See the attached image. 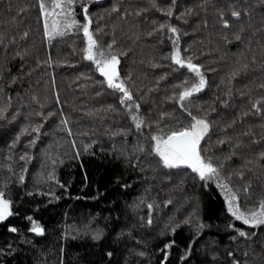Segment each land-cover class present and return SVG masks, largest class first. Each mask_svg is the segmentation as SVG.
Listing matches in <instances>:
<instances>
[{"label": "trees", "instance_id": "trees-1", "mask_svg": "<svg viewBox=\"0 0 264 264\" xmlns=\"http://www.w3.org/2000/svg\"><path fill=\"white\" fill-rule=\"evenodd\" d=\"M44 3L49 9L53 2ZM39 4L0 0V191L13 212L0 222V264H165L161 250L173 241L166 264H264V226L237 221L217 184L187 167L165 168L151 153V137L191 123L189 111L206 116L211 130L202 154L222 165L220 176L240 208L258 210L264 199V3L76 0L74 18L86 22L87 4L100 49L118 56L131 111L85 59L82 29L73 26L49 41ZM232 10L241 16L232 17ZM168 26L178 30L182 59L192 57L207 80L184 108L179 93L198 78L171 60L176 37ZM133 114L143 119L140 128ZM39 125L36 139L32 129ZM28 217L43 235L30 231Z\"/></svg>", "mask_w": 264, "mask_h": 264}, {"label": "snow or ice", "instance_id": "snow-or-ice-1", "mask_svg": "<svg viewBox=\"0 0 264 264\" xmlns=\"http://www.w3.org/2000/svg\"><path fill=\"white\" fill-rule=\"evenodd\" d=\"M76 0H53L52 9H60V13L49 12L44 0H40V10L45 16V35L51 41L55 37L64 36L66 33L61 29L60 22L57 20H53L51 26L48 24L47 17L50 15H61L64 21L65 28H72L75 26L78 30L83 31L84 37H86V48L84 49L85 59L88 61H92L95 63L96 70L105 78V83L108 88L119 91L122 93V98L120 103L126 104L129 101L133 100V95L129 88L126 87L125 82L120 79L118 65L119 59L118 56L112 54L111 52L105 53L102 49H100L96 39L94 38L93 32L90 31V25L92 23L91 17L88 16V5L83 4L82 10L84 13L85 23L80 24L74 18L73 5ZM173 4H175L176 0H172ZM261 3H264V0H261ZM155 6V5H154ZM113 11H117V9L113 8ZM241 11L232 10L230 15L235 18H239L241 16ZM166 15L172 16L173 12L168 10ZM222 21L223 27L229 28L230 24L227 19L224 18V13H219ZM166 26L160 25L159 31H162ZM168 31L175 34V40H173L174 50L171 54V60L180 67H186L191 73H193L197 78V83L192 84L191 87H185L183 91L179 93V101L181 108H184V101L189 100L195 94L204 90L207 86V80L202 71V66L192 62V57H188L187 61L182 59L181 51L179 48V33L175 27L168 26ZM151 34V33H150ZM27 36V33H25ZM236 39L239 40L240 36L237 35ZM115 41H113V44ZM113 44L108 45V49H112ZM187 51V49H185ZM264 87V85H261ZM58 102V101H57ZM139 104L135 105V109L138 112ZM128 108L131 111L132 105L128 104ZM253 108L257 111L260 110V102L257 101L253 104ZM4 109H0V117H2ZM187 111V109H185ZM42 115V114H38ZM52 115V113H49ZM188 115L191 117V123L186 126H182L175 129H170L166 134L162 135H154L151 137L153 144L151 146V153L159 158L160 163L165 168H181L187 167L190 168L193 173H196L200 180L205 181L212 178H220V167L222 165L217 166L214 165L211 157H206L202 153L205 151L201 147V141L208 136L211 130V124L207 117L198 118L197 116H193L189 111ZM15 118V117H13ZM132 120L135 122V126L140 128L144 123L143 119L136 114L131 116ZM62 123L67 124V120L62 121ZM42 125H39L32 129V132L36 133V139H39L40 128ZM28 132V129H24L21 134ZM30 134V133H29ZM19 136H17L16 140L19 141ZM36 139L31 141V144L34 145L36 143ZM220 143H224V141H220ZM140 151H144V148L141 146ZM27 156H21L20 159L24 160ZM261 157L264 158V153H261ZM21 181H23V176H21ZM221 188L227 190L226 201H227V211L237 220L241 221L244 225L249 226L250 228H258L264 226V199L261 200L259 204L258 210L244 212L241 211L239 206V196L236 192L232 191V189L227 184H219ZM248 187L246 186L243 191L247 193ZM170 203V201H169ZM148 208L151 209L152 205H148ZM12 201L10 199L5 198V193L0 191V222L5 221L8 217L12 216ZM28 220L31 222L32 226L30 231L32 233L43 235L44 229L40 226L38 222L32 219V217H28ZM148 223L151 224V218L149 217ZM184 223H189V221H185ZM178 227V226H177ZM205 225L200 224L198 226V233L200 229H203ZM11 232H16L17 229L12 227L9 229ZM175 231V229H173ZM240 237L250 238L249 233L243 230H236ZM256 233H251V236H255ZM94 239L99 240L101 238V234L98 232L94 237ZM233 240L236 237H232ZM174 245V241L172 243L166 244L164 249H162V253L164 255V261L168 259L166 254V250L172 248ZM191 253V245H189L188 252L185 256L181 257V259L186 260L187 256ZM108 256H111L112 253H108ZM143 255V253H141ZM233 253L229 252L228 256H232ZM248 254L245 253V256ZM234 264H239V261H235Z\"/></svg>", "mask_w": 264, "mask_h": 264}, {"label": "rangeland", "instance_id": "rangeland-1", "mask_svg": "<svg viewBox=\"0 0 264 264\" xmlns=\"http://www.w3.org/2000/svg\"><path fill=\"white\" fill-rule=\"evenodd\" d=\"M52 2H53V0H52ZM48 11L49 12H53V11H55V13H60V9H55V10H53L52 9V7L51 8H49L48 9ZM43 16H44V14H43ZM44 20H45V16H44ZM47 20H48V24H49V26H51V24H52V22H53V20H57V21H59L60 22V26H61V29L63 30V31H65V33H67V32H69V30H71V29H69V28H65L63 25H64V21H63V17L61 16V15H50V16H48L47 17ZM128 103V102H127ZM129 104V103H128ZM207 182H213V183H215V184H217V185H219V184H226L225 182H224V179L220 176V178L219 179H217V178H212V179H209V180H206ZM220 189H221V191H222V193H223V195H224V197H225V199H226V195H227V190L226 189H224V188H221L220 187ZM227 202V201H226ZM241 209V208H240ZM241 211H243L242 209H241ZM245 212V211H244ZM248 212H250V211H248ZM245 231V230H244ZM245 232H247L248 233V231L246 230Z\"/></svg>", "mask_w": 264, "mask_h": 264}, {"label": "water", "instance_id": "water-1", "mask_svg": "<svg viewBox=\"0 0 264 264\" xmlns=\"http://www.w3.org/2000/svg\"><path fill=\"white\" fill-rule=\"evenodd\" d=\"M182 56V55H181Z\"/></svg>", "mask_w": 264, "mask_h": 264}]
</instances>
